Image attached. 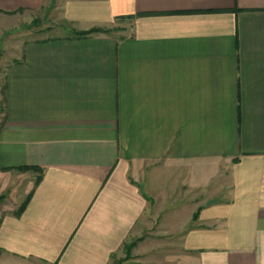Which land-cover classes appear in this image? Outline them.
Wrapping results in <instances>:
<instances>
[{
	"label": "crops",
	"instance_id": "obj_1",
	"mask_svg": "<svg viewBox=\"0 0 264 264\" xmlns=\"http://www.w3.org/2000/svg\"><path fill=\"white\" fill-rule=\"evenodd\" d=\"M48 3L0 0V23ZM55 10L102 32L26 41L7 68L0 196L32 198L0 218V264H112L142 225L166 264H264V0Z\"/></svg>",
	"mask_w": 264,
	"mask_h": 264
},
{
	"label": "rangeland",
	"instance_id": "obj_2",
	"mask_svg": "<svg viewBox=\"0 0 264 264\" xmlns=\"http://www.w3.org/2000/svg\"><path fill=\"white\" fill-rule=\"evenodd\" d=\"M59 3L60 0H49L48 6L43 11L31 14L29 20L18 19L0 23V130L5 115L6 71L17 58L15 54H19L20 45L30 40L76 37L79 34L74 31L69 32L61 26L59 15L55 10ZM7 199L9 203L5 202ZM25 201L18 205L15 199L6 195L0 196V218L6 210L16 208L15 214L18 213ZM150 235L149 228L142 225L140 237L128 240L122 253L113 259L112 264H166L172 260L169 257H173V261H175L174 257L179 258L180 255L166 254L164 239L150 238Z\"/></svg>",
	"mask_w": 264,
	"mask_h": 264
},
{
	"label": "trees",
	"instance_id": "obj_3",
	"mask_svg": "<svg viewBox=\"0 0 264 264\" xmlns=\"http://www.w3.org/2000/svg\"><path fill=\"white\" fill-rule=\"evenodd\" d=\"M2 12V11H0ZM6 14H11V13H6ZM99 32H102V31H97V30H93V31H90V32H87V33H79L77 34L78 36H82V37H86V36H89V35H92V34H95V33H99ZM21 170H25V171H28V170H32V171H36V172H39L38 170L39 169H36V168H25V169H21ZM41 178H38L37 180V184H39ZM31 198H32V194L27 198V200L25 201V203L22 205V207L20 208V210L18 211V213H16V216L17 217H20L26 210L27 206L29 205L30 201H31ZM197 215H195L194 217V220H197Z\"/></svg>",
	"mask_w": 264,
	"mask_h": 264
}]
</instances>
